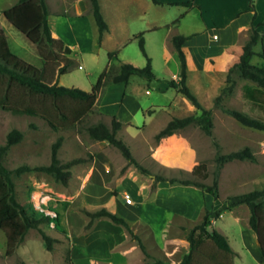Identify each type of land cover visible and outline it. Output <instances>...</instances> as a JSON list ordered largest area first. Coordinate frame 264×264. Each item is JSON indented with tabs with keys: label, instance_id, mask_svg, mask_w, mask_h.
Here are the masks:
<instances>
[{
	"label": "rangeland",
	"instance_id": "rangeland-1",
	"mask_svg": "<svg viewBox=\"0 0 264 264\" xmlns=\"http://www.w3.org/2000/svg\"><path fill=\"white\" fill-rule=\"evenodd\" d=\"M15 1L0 0V27L4 31L11 51L38 67L41 65V59L36 45L24 33L2 18V9ZM53 1L56 5L54 10L59 11L57 9L58 0ZM59 1L60 7L65 8L66 12L61 19L56 16V13L50 12V24L55 29L57 28L61 35L63 32L65 35L71 34L69 31L74 29L75 31L77 30L79 37L85 38L84 31L89 29L88 22L85 19H78L72 14V5L68 6V3L72 0ZM182 3L163 5L161 8L163 19H168V21L172 19L180 20V15L184 11V7L179 5ZM84 5L85 2H82L79 7L83 9ZM68 8L69 11L67 10ZM187 18L193 24H196L199 18V10H192ZM247 38H245V41ZM91 46V53L70 54L73 62L65 73L57 77L59 84L91 89L99 73L111 60L105 47L98 48L94 42ZM133 46L138 52L139 47L137 44L129 45L128 48L132 50ZM255 47L260 50L261 45L257 44ZM153 51H156V49H153ZM156 59L158 63L155 62L154 66L151 64L154 73L161 75L159 76L160 81H151L140 75L132 74L126 85L112 84L107 89L109 96L115 95L119 99L124 97L120 106L116 104L112 107V110H110L111 114L116 115L120 119L129 117L132 120L131 123H135L136 126H141L145 123V126L140 129H134L123 123L117 131V135L127 143H132L136 157L140 158H137L139 163L151 170H155L156 167V164L151 160V151L155 146V140L152 135L164 125L163 123L165 122L162 121L166 115H170V117L173 115L184 116L195 111V109L191 111L188 101L184 99V95H180L173 87L167 86L164 90H159V85L164 86L166 84L167 76L162 72L163 65H161L160 55ZM112 61L113 63L108 65H112L113 69L115 60L112 59ZM234 75L236 82L233 90L230 94L223 96L221 103L226 107L237 108L252 115L253 112L250 110L249 104L241 94V85L249 80L240 78L236 74ZM111 82L109 81L103 86L102 90L104 89V92ZM221 88L222 86L219 88V92ZM145 89H148L149 93L145 92ZM106 94L104 93V95ZM214 97L206 96L202 98V101L207 108H213V113L215 111V113L222 116L219 117L217 114H213L215 118L212 136L218 141L219 151L224 153L247 145L255 154L256 160L233 159L223 164L218 177L217 191L219 200L214 204L212 194L209 193V197H206L205 190L202 188L190 187L187 191L181 192L180 187L176 186L177 192L171 198H166L167 189H162V194L165 195L161 200L162 205L177 209L184 206L188 210H195L197 207L203 206L205 202H208L210 207L214 205L211 227L218 230L221 229L224 232L223 234L228 237L227 239L233 249V252L225 254L219 251L218 257L232 264L260 262L262 257L259 252L257 235L249 225L250 210L246 203L233 198V196L264 186V132H261V130L248 131L242 127H233V124L225 121L222 113L224 111L219 107H213ZM171 101L173 103L172 111L166 106ZM152 103L160 105V107H155L156 111L152 115H147L142 110V107H148ZM189 103L191 104L190 101ZM98 121L110 126L111 115L102 114L94 107L93 111L86 114L74 126L57 131L50 128L40 116L16 114L0 107V144L5 141L7 132L13 127L20 129L23 133L21 140L11 145L6 152L4 163L9 168L21 163L30 165L49 163L51 145L58 135L63 136L62 143L58 149V157L61 161L78 156L84 158L83 161L72 165V175L66 184L55 181L50 174L44 171L29 170L13 175L16 199L22 204H27L30 201L33 202V197L36 200L38 191L35 192L36 189L34 187L36 188L37 186L38 190H44L46 195L43 194V199L40 198V203L38 202V204L43 205L44 201L42 202V200L47 198L46 204L56 214V223L46 222L40 224V228H30L24 239L12 253H8L6 250V235L0 228V264H111V260L107 261V259L102 258L105 256L106 258L113 256L114 264H122L124 262L126 264H134V261L135 264H159L158 262L160 261L164 264H175L172 260L167 261L149 243H147V250L152 254L143 250L146 255L144 252L140 256L138 253H131L129 255L130 258L124 260L110 253L108 246L112 239L118 236V234L114 233L118 229L113 227L114 223L109 218L102 219L88 239L86 235H82L83 233L87 234L90 228L86 227L89 216L85 210H95L108 205L118 215L124 218L128 217V211L140 204L142 200L137 193L138 181L149 178L136 165L129 163L120 151L107 140H95L89 136L87 126ZM190 131L193 132V129ZM204 136H206L205 138H207L209 144L208 156L205 158L208 164V176L204 181L212 184L215 169L214 157L217 147L214 145L211 136L206 134ZM127 182L129 183L126 184ZM153 183L154 181L144 188L146 197L152 193ZM124 190L131 193L134 198V204L126 203L123 197ZM143 209L153 221L155 236L161 238L163 216L160 211L154 210L151 203H146ZM204 213L205 211L197 222L179 220L180 224L185 223L188 226L187 228H189L194 223H200ZM198 215L199 213L197 212L193 217ZM96 220L97 218L94 222ZM41 229L53 239L51 249L47 248ZM132 230V234L128 233L129 240L135 239L137 241L140 236L146 237L149 235V229L142 224L135 225ZM186 231L185 229L180 234L185 237ZM125 242H128V240ZM179 244V251H182V244ZM211 246L214 247L208 241L202 247L209 252L212 250ZM83 248L91 252L93 261L88 257L79 259L80 256H83L79 250ZM94 248L109 255L102 256ZM179 251L177 255L173 256V260L178 261L180 259L181 251ZM194 256L198 261L196 264H212L210 259L203 254L198 255L195 253ZM75 257H78V259H75Z\"/></svg>",
	"mask_w": 264,
	"mask_h": 264
},
{
	"label": "trees",
	"instance_id": "trees-1",
	"mask_svg": "<svg viewBox=\"0 0 264 264\" xmlns=\"http://www.w3.org/2000/svg\"><path fill=\"white\" fill-rule=\"evenodd\" d=\"M93 17L98 28L97 40L100 41L103 32L108 28L98 0H89ZM159 2V0H153ZM254 1L250 0V7L254 9ZM184 4L192 6V1ZM5 19L14 27L24 33L37 48L41 59L40 66H34L23 58L16 55L8 46L3 29L0 27V107L16 114H28L40 116L53 130H64L74 126L86 114L94 110L95 103L103 86L109 81H127L132 74L140 75L148 80L157 79L153 71L151 58L147 54L143 32L137 34L138 45L142 54L146 57L143 66H136L129 62H123L119 66L106 65L99 73L96 82L90 90L78 86H65L57 81V77L65 73L72 64L70 58V48L61 38L52 36L51 26L48 20L49 9L46 0H16L13 4L5 7L1 11ZM186 36L176 34L172 37L173 46L177 52L180 68L177 79L168 78V84L177 92L183 94L195 107L193 113L184 116H174L154 134L156 142L163 137L170 135L189 124L197 125L207 135L212 137L214 145L217 147L215 153V169L212 184L204 180L208 176L205 162L196 164L187 177H166L162 174H152L145 166L139 163L133 156L130 146L124 139L117 135V131L122 126V121L115 115L111 116V125L102 121L92 123L87 126L89 136L95 140H107L115 146L123 157L136 165L143 173L153 175L154 180H169L172 183L194 184L209 193L215 198L218 197V177L223 164L233 159L256 160L255 154L249 146L227 152L219 151L218 141L212 136L213 130V108L202 105L197 95L187 84V57L183 50V43ZM264 41V31L256 29L251 25L249 36L242 44L240 59L233 64L226 72L225 85L220 92L215 95L213 107H219L224 112L235 117L239 122L257 129L264 130V45L260 50H255L258 42ZM109 57L114 52L108 53ZM261 58L260 63H253V56ZM251 81L241 85V94L249 104L253 114L224 106L221 101L223 96L230 94L236 82L235 75ZM152 108L148 109L151 113ZM23 133L20 129L11 128L5 137V141L0 144V228L6 235V250L12 253L18 244L24 239L30 228H40V224L54 221L52 217L36 208L32 201L22 204L16 199L15 183L13 175L23 171L38 170L50 174L55 181L66 184L71 178L72 165L84 160L78 156L65 161L58 157V149L62 143L63 136L58 135L51 145L50 162L47 164L30 165L21 163L13 168H9L4 163V157L9 147L21 140ZM239 201L247 204L250 210L249 225L256 233L259 252L262 257L260 262L247 264H264V186L246 191L233 196ZM89 216L86 227H91L94 220L101 216L110 218L113 222L123 224L130 232L128 222L122 217L102 206L95 210H85ZM211 209L205 210L200 223L194 224L187 234L189 251L184 254L178 264H196L195 253L203 254L210 259L212 264H232L218 257L219 251L225 253L233 252L227 237L216 228L211 227ZM42 236L48 249L52 247L53 239L42 229ZM210 241L213 245L211 251H206L202 246ZM140 247L144 250V245L139 241ZM159 264H164L162 261Z\"/></svg>",
	"mask_w": 264,
	"mask_h": 264
},
{
	"label": "crops",
	"instance_id": "crops-1",
	"mask_svg": "<svg viewBox=\"0 0 264 264\" xmlns=\"http://www.w3.org/2000/svg\"><path fill=\"white\" fill-rule=\"evenodd\" d=\"M46 1L49 13H56V16L59 19L64 17L66 9L60 7L59 0L57 8L59 11L54 10L56 9V5L53 0ZM98 1L101 13L108 25V28L103 32L100 41L97 42L98 28L93 17L89 0H72L68 3L69 7L72 5V14L78 19H85L89 24L88 31H84L85 38L79 37L77 35L78 32H76L77 30L75 31L74 29H69L71 34L65 35L63 32L61 35L58 29H55V27L50 24L52 36L61 38L70 48V54L73 53L76 55L81 52L91 53V44L94 42L98 48L105 47L108 53L114 52V55H112L108 64H112L113 59L115 60V66H119L123 62H129L136 66H143L146 63V57L142 54L140 48L138 52L134 48L135 46H133L132 50L128 48L129 45H138V39L136 36L138 33L143 32L145 49L151 58L153 66L155 62L158 63L156 58L160 55L161 65H163L162 72L166 74V78L177 79L180 61L173 46L172 37L176 34H182L186 36L182 46L187 57L186 81L191 90L197 95L202 105L204 104L202 98L217 95L219 88L221 86L223 87L227 70L239 61L241 47L245 42V38L249 35L251 25H255L256 29L259 31H264V0H255L254 9H251L250 7V0H192L193 5L190 7L182 3L185 0H159V2H154L153 0ZM82 2H85L83 9L79 7V4ZM177 2L182 3L179 5L184 7V11L180 15V20L172 19L171 21H168V19H163V13L161 10L163 5L174 4ZM194 9L199 10V18L196 24H193V22L187 18ZM67 10L69 11V8ZM2 18L5 19L3 13ZM214 35H216V37H214ZM67 36L70 38L68 39ZM262 43L264 45V41L258 42L257 44H260L262 47ZM153 49H156V51H153ZM255 50H257L256 47ZM251 61L253 63H260L261 58L255 55ZM156 76L157 79H152L151 81H160L159 76L161 75L156 74ZM130 77L131 75L129 78ZM128 81L129 79L127 81L111 82L105 92L104 89L101 91L95 103V107L99 112L105 115H114L111 114L112 112L110 110H112V107L116 104L120 106L123 103L124 97L119 99V97L115 95L109 96L107 89L112 86V84L126 85ZM245 83H251V81ZM167 86H169L168 81L164 86L159 85V90H164ZM145 92L149 93V90L145 89ZM104 93L107 94L104 95ZM179 94L181 95V93ZM184 99L188 101L190 109L193 111L195 109L194 105L192 103L190 104L189 100H187L185 96ZM166 106L172 111V101ZM155 107H160V105H154L152 103L148 107H142V110L145 111L147 115H152L156 111ZM149 108H152L153 110L151 113L148 112ZM167 113L169 114V112ZM222 113L225 117V121L233 124V127H242L248 131L261 130V132H264L262 129L242 124L235 117L226 112ZM213 114L215 115L217 113L214 111ZM214 115L213 125L215 118ZM217 115L222 117L220 114ZM174 116L178 115H173L172 117ZM172 117H170V115H166L165 119L162 121L165 122L163 124L165 125ZM120 120L125 123V125H129L134 129H140L145 126V123L141 126H136L135 123H131L132 120L129 117ZM191 129H193V132L190 131ZM157 131L153 133V138ZM205 134L206 133L197 125L189 124L186 127L163 137L160 141H155V146L151 151V160L156 164V167L155 170H149L152 174H162L166 177L176 176L181 178L189 176L193 167L199 162H205L208 170V164L205 161V158L208 156L209 144L207 138H205L206 136H204ZM127 144L130 146L133 156L137 159L138 157H136L134 153L132 143ZM138 159L137 161H139ZM148 176L149 178H146V180L138 181L139 184L137 193L140 196V199H142L141 203L137 204L136 207H133L128 211V217H123L128 222L131 232L123 224L113 222L109 218L114 223L113 227L118 229V233L113 231L118 234V236L114 237V239H112L109 243L108 250L113 255H117L124 260L130 258L129 255L131 253H138L140 256L144 252L139 245L140 241L145 247V252H149L147 250V243H149L150 246L156 249V251L167 261L172 260L175 264H178L182 256L189 251L187 234L190 228L196 224L194 223L187 228L188 226L185 223L180 224L179 220L197 222L205 210H214V205L210 207L209 203L205 202L203 206H199L195 210H188L187 207L184 206L179 209L173 207L171 208L168 205L163 206L161 200L165 195L162 194V189H167L166 198H171L177 192L176 186L180 187L181 192L187 191L190 187L198 186L177 182L172 183L169 180H154L153 175ZM153 181L152 193L146 197L144 188ZM128 183L129 182L126 184ZM125 192H127L131 197V202L126 203L130 205L134 204V198L131 193L124 190L123 194ZM205 193L206 197H209V192L205 190ZM212 197L214 198L213 204L219 200L218 197L215 198L213 195ZM146 203H151L152 208L154 210H159L163 216L161 226L163 233L161 238H157L155 236L153 221H151V217L147 216L143 209ZM43 205L48 206L47 204ZM104 207L108 208L112 212H115L114 209L108 205H104ZM48 208L50 207L48 206ZM197 212L199 215L193 217ZM104 218L108 217H98L89 228V232H87V234L83 233L82 235H86L87 239L88 237H91V233L95 231L100 221ZM51 223H54V221H51ZM137 224L146 226L149 229V235L146 237L140 236L137 241L135 239L129 240L128 233L132 234V229ZM185 229L187 231L184 237L180 233H183ZM219 230L224 233L221 229ZM127 240L128 242H125ZM179 243L182 244L184 250H180L181 257L178 261H175L172 258L174 255L178 254ZM94 249L97 253L102 254V256L108 254L98 251L97 248ZM79 251L83 254V256H80L79 259L88 257L93 261V257L90 254L91 252H88L84 248ZM149 254L152 253L149 252ZM102 258L107 259V261L111 260V264H114L112 260L113 256H108L107 258L105 256ZM75 259H78V257H75ZM122 264H126V262Z\"/></svg>",
	"mask_w": 264,
	"mask_h": 264
},
{
	"label": "built area",
	"instance_id": "built-area-1",
	"mask_svg": "<svg viewBox=\"0 0 264 264\" xmlns=\"http://www.w3.org/2000/svg\"><path fill=\"white\" fill-rule=\"evenodd\" d=\"M214 37H216V35H214ZM34 189H36V191L35 192H37L38 194H37V196H36V200H35V197H33V205L36 207V208H38V209H40V210H42L43 212H45V214H47V215H50V216H52V217H54L55 216V212L52 210V209H50V208H48L47 206H45V205H40V204H38V202H39V200H40V198H42L44 195H46V193L44 192V190H41V189H39L38 190V187L36 186V188L34 187ZM44 194V195H43ZM123 196H124V198H125V201L126 202H131V197H130V195L127 193V192H125L124 194H123ZM43 199V198H42ZM46 200H47V198L45 199V200H42V202L44 201V204H46ZM40 203V202H39Z\"/></svg>",
	"mask_w": 264,
	"mask_h": 264
}]
</instances>
